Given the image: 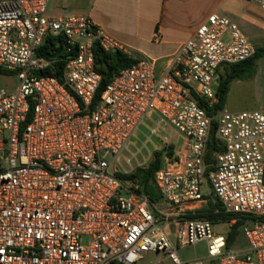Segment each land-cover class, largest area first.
Segmentation results:
<instances>
[{
    "label": "built area",
    "instance_id": "2783aa9c",
    "mask_svg": "<svg viewBox=\"0 0 264 264\" xmlns=\"http://www.w3.org/2000/svg\"><path fill=\"white\" fill-rule=\"evenodd\" d=\"M50 1L0 0V78L18 80L12 93L0 82V264H137L150 254L153 264H264V110L208 114L220 70L255 55L238 25L210 15L162 72L136 59L94 104V43L131 54L88 14H54ZM49 37L64 42L56 60L39 54ZM153 120V134L170 129L155 202L115 166ZM213 121L218 149L207 162ZM210 202L236 216L232 227L243 221L245 250L190 218ZM200 242L207 257L181 256Z\"/></svg>",
    "mask_w": 264,
    "mask_h": 264
},
{
    "label": "crops",
    "instance_id": "0c3cea01",
    "mask_svg": "<svg viewBox=\"0 0 264 264\" xmlns=\"http://www.w3.org/2000/svg\"><path fill=\"white\" fill-rule=\"evenodd\" d=\"M49 9L54 14L63 10L88 14L131 57L153 61L158 73L214 13L236 23L256 51L264 49V10L253 0H51ZM224 109L264 110V55L251 77L231 83Z\"/></svg>",
    "mask_w": 264,
    "mask_h": 264
},
{
    "label": "trees",
    "instance_id": "16d2710c",
    "mask_svg": "<svg viewBox=\"0 0 264 264\" xmlns=\"http://www.w3.org/2000/svg\"><path fill=\"white\" fill-rule=\"evenodd\" d=\"M63 50H64L63 39L60 38L59 44H57L56 39L49 37L46 39L44 45L39 50V54L46 58H51L55 52H59L61 57ZM93 52L95 58V69L102 77L101 84L98 88L94 100V104H96V102L100 99L102 93L104 92L110 81L113 79V77L117 75L119 72H121L123 69L131 67L134 63H136V59H134L133 57H129L128 55L120 51L106 52L102 49V47H100L98 42L94 43ZM263 55H264V49L257 50L255 52V55L246 62L225 68V71L221 75L220 83L217 89L219 101L214 108L208 109V114L210 116H214L218 110L224 109L231 83L238 79L251 77L256 72L257 61ZM64 65L65 63L62 59L61 60L58 59L54 63V67H55L54 75L60 81H62L63 78L62 75H63ZM215 128H216V122L213 121L211 135L209 139L207 162H209L213 158L214 152L218 149L215 139ZM172 153H173V149L170 148L169 154L172 155ZM161 157H162V153L156 152L154 156V160L148 165V167L138 168L134 173H131L129 175L119 174V176L129 180H134L135 184L138 185L139 193L148 197L151 201L155 202L159 200L161 197L154 183L155 174L161 168V162H162ZM217 210H219V212L221 211L220 204L218 202L217 203L210 202L209 206L204 211L198 213L197 215H192L190 216V218L208 219L210 221H218V220L229 221L232 220L234 217H236L235 215L224 214L222 212L215 213ZM242 224L243 221L239 220L233 226L234 230L229 235V240H228L229 246L236 238L238 227H240V225Z\"/></svg>",
    "mask_w": 264,
    "mask_h": 264
},
{
    "label": "rangeland",
    "instance_id": "374dc122",
    "mask_svg": "<svg viewBox=\"0 0 264 264\" xmlns=\"http://www.w3.org/2000/svg\"><path fill=\"white\" fill-rule=\"evenodd\" d=\"M1 85H3L9 93H12L18 87V80L16 77L10 79L0 78ZM155 119V118H154ZM155 130V120L147 121L146 125L139 128L138 133L132 139L130 146L124 150L121 157L116 161L115 166L119 174L129 175L134 173L138 168H146L154 160L156 152H161L166 145L165 139L170 135V129L167 132L160 131L159 135L153 134ZM172 142H176V137H171ZM162 161V157H161ZM126 182L128 179L123 178ZM243 224L238 227L236 238L230 244L229 248L233 251H243L248 247V241L243 233ZM212 230L218 235L228 237L234 230L229 221H212ZM208 255L206 242L197 243L194 246H189L181 251V256L188 260L198 258H205ZM157 260L155 254H150L144 260L137 264H153Z\"/></svg>",
    "mask_w": 264,
    "mask_h": 264
},
{
    "label": "water",
    "instance_id": "95a60500",
    "mask_svg": "<svg viewBox=\"0 0 264 264\" xmlns=\"http://www.w3.org/2000/svg\"><path fill=\"white\" fill-rule=\"evenodd\" d=\"M57 54H55V55H53L52 57H51V59H53V60H56L57 59Z\"/></svg>",
    "mask_w": 264,
    "mask_h": 264
}]
</instances>
